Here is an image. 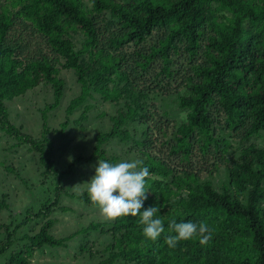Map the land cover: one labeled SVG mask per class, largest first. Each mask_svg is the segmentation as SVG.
<instances>
[{
  "label": "trees",
  "instance_id": "16d2710c",
  "mask_svg": "<svg viewBox=\"0 0 264 264\" xmlns=\"http://www.w3.org/2000/svg\"><path fill=\"white\" fill-rule=\"evenodd\" d=\"M95 12L109 10L121 30L114 36L115 46L128 42H140L151 34L156 26H164L167 32L153 47L150 57L159 55L164 65L169 61V52L183 42L189 50L195 51L208 23L214 34L208 38L212 49L209 63L195 67L199 80L188 84V95L179 97V105L187 108L186 120L176 130L172 151L187 157L190 154L193 134L197 132L208 145L212 140L213 119L208 112V104L216 98L225 122L233 129L241 130V137H248L264 131V35L254 30L264 20V8L245 0H129L126 3L114 0H91ZM29 3L38 13L39 21L53 52L54 58L41 56L23 60L16 53V46L8 39L12 15L0 10V126L6 132L32 145L40 153L42 164L52 167L50 160L51 141L46 136L45 147L39 140L21 131L9 119L5 100L24 93L41 82H49L54 91V102L59 104L63 95L64 80L59 76V68L74 69L81 93L72 99L67 107L70 112L89 92V84L98 79L104 85L96 90L104 100L117 99L122 91L116 86L110 88L108 81L116 74L123 77L120 59L111 57L100 68L91 69L81 62L83 51L88 50L94 57L100 39L95 16L89 15L80 0H18ZM211 3L232 14L228 22H217ZM208 21V22H207ZM66 25L80 29L85 35L82 49H77L67 36ZM102 56L106 58L107 53ZM92 76L87 79L86 73ZM135 103V104H134ZM127 111L114 118V126L108 132L96 136L95 151L101 160L115 163L105 155L99 146L110 137L128 134L120 125L128 117L138 116L142 103H126ZM44 126H45V115ZM67 120L62 123L66 126ZM142 166L148 167L150 177L144 208L157 206V216L164 221L167 233L168 222H205L213 228L212 240L205 246L198 239L181 241L170 249L164 243L162 234L157 241L146 239L142 234L139 217L124 216L113 220L110 229L113 241L106 248L109 253L95 264H113L117 258L125 264H264V147L255 143L245 146L239 156L228 165V184L221 191L216 190L209 180L199 181L194 174L185 171L182 176H173L168 166L156 156L147 154ZM57 172L58 180L63 173ZM153 175H159L157 178ZM195 180L194 182H192ZM183 190H187L184 195ZM56 198L43 205L35 215L45 218L39 230L28 236L30 247L61 246L64 238H56L50 229L54 220L49 217L58 203ZM92 204L87 192L78 196ZM7 202L0 197V210ZM143 210V209H142ZM1 226V225H0ZM92 227L97 224H90ZM7 236L0 239V255L10 248L12 241L6 226ZM5 264H31L22 251L11 252Z\"/></svg>",
  "mask_w": 264,
  "mask_h": 264
},
{
  "label": "rangeland",
  "instance_id": "374dc122",
  "mask_svg": "<svg viewBox=\"0 0 264 264\" xmlns=\"http://www.w3.org/2000/svg\"><path fill=\"white\" fill-rule=\"evenodd\" d=\"M80 1L87 13L95 16L99 46H103V53H107L106 58L99 51L90 57L85 50L81 62L94 69L100 68L104 62L110 63L111 57L117 56L115 60L120 59L123 77L118 79L116 74L111 75L108 85L110 88L116 86L122 92L117 99L104 100L96 90L104 82L97 78L89 84L86 97L68 112L69 103L81 93V83L74 69L58 65L59 76L64 80L63 95L58 105L49 107L54 102V91L49 82H41L5 100L9 119L15 126L45 147L48 143L43 138L50 139L52 167L46 168L42 164L40 153L30 143L0 126V197L7 202V207L0 210V239L7 236V226L12 241L8 251L0 255V264L8 261L11 252L19 251L31 264H95L108 255L106 246L113 241L110 231L113 220L105 219L97 206L82 201L78 196L87 192L85 183L93 177L97 162L101 160L95 151L97 134L110 131L114 118L122 111L126 112V103L132 100L142 103L143 109L138 108V116L128 117L120 125L121 129H127L128 134L112 136L99 146L115 163L144 160L149 154L159 158L171 170L165 180L170 181L173 176H182L188 171L199 181L209 180L216 190L221 191L228 184L230 160L237 158L250 143L264 147V131L241 137V130L226 124L224 113L214 98L208 104V112L213 119V140L205 145L204 138L194 132L187 157L172 151L177 127L186 120L188 111L179 105V97L189 94L188 84L199 80L195 67L209 63L212 54L208 38L214 30L208 23L203 24L205 31L195 51L179 42L178 48L169 52L165 66L159 55L150 57V54L167 28L158 25L143 41L115 46L114 36L121 30L116 19L111 17L109 10L95 12L91 0ZM114 1L126 3L129 0ZM245 1L264 8V0ZM210 6L217 22H228L232 17L217 3ZM1 9L11 12L8 39L16 46L19 58L26 60L43 55L54 58L44 27L31 4L0 0ZM253 28L264 32V20ZM66 29V35L76 48L82 49L84 33L69 25ZM91 76L88 71L86 78ZM65 120L67 124L63 127ZM56 171L63 173L60 180ZM57 192L58 203L49 215L54 220L50 232L56 238H64L65 244L29 248L28 236L35 234L45 220L35 213L52 202ZM186 193L187 190H183L182 194ZM92 223L98 226H90ZM113 264L125 262L117 258Z\"/></svg>",
  "mask_w": 264,
  "mask_h": 264
},
{
  "label": "clouds",
  "instance_id": "9594fccd",
  "mask_svg": "<svg viewBox=\"0 0 264 264\" xmlns=\"http://www.w3.org/2000/svg\"><path fill=\"white\" fill-rule=\"evenodd\" d=\"M143 161L134 159L111 163L98 160L95 174L85 183L91 203L99 208L105 219H116L124 216L139 217L143 236L153 242L166 233L164 221L157 216L159 208H144L149 187L146 183L150 177L148 167ZM143 209V210H142ZM213 228L205 222H168L164 243L174 249L181 241L198 239L200 245H207L213 237Z\"/></svg>",
  "mask_w": 264,
  "mask_h": 264
}]
</instances>
